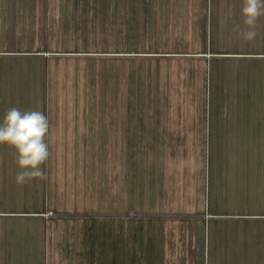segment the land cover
Returning a JSON list of instances; mask_svg holds the SVG:
<instances>
[{
  "label": "rangeland",
  "instance_id": "374dc122",
  "mask_svg": "<svg viewBox=\"0 0 264 264\" xmlns=\"http://www.w3.org/2000/svg\"><path fill=\"white\" fill-rule=\"evenodd\" d=\"M17 1L18 10L12 12L21 20L11 24L14 16H4L8 22H0L1 28L32 26L22 18L46 12L50 25L51 18H60L59 30L54 28L53 39L46 32L45 44L38 46H27L24 40L6 46L0 37V56L4 51L11 52L7 56H25L0 59L2 106L116 102L130 109L138 104L141 122L147 114H166L171 123L184 120V114L192 121L207 115L211 126L231 121L232 129L264 119L254 110L264 96L249 93V79L243 75L245 65L259 66L261 56L249 55L259 44L252 46L239 30L231 29V60L218 55L226 46L221 48L217 35L231 28H223V15L235 14L241 18L238 29L244 28V18L235 12L236 6L229 8V0H59V14L50 6L27 8L22 4L32 1ZM23 35L29 40L26 32ZM219 103L221 110L215 107ZM228 104L231 111L226 110ZM123 108L117 114L130 126L132 110ZM1 115L2 107L0 120ZM142 138L133 142L127 136L125 142L108 144V176L100 173V143L86 148L48 143L49 159L41 166L45 178L24 185L15 181L20 171L15 150L0 145L5 157L12 156L0 159L8 167L0 166V188L6 189L0 190V264H203L205 254L195 231L197 221L208 215V162L220 156L233 178L238 165L253 162L244 158L246 146L255 152L264 144L148 143ZM75 149L79 158L69 159ZM224 151H231V159L217 154ZM107 189L108 199L101 195ZM238 200L231 198L230 207L209 208L217 212L209 221L226 226L231 222V256L224 258L231 264L255 262L258 256H243L244 247L254 251L264 237L257 232L260 219L242 217L257 214L258 208L237 205Z\"/></svg>",
  "mask_w": 264,
  "mask_h": 264
},
{
  "label": "crops",
  "instance_id": "0c3cea01",
  "mask_svg": "<svg viewBox=\"0 0 264 264\" xmlns=\"http://www.w3.org/2000/svg\"><path fill=\"white\" fill-rule=\"evenodd\" d=\"M32 2L23 3L22 5L27 8L29 7H37L39 5L46 10L50 6L52 9H56V13L59 14V0H56L55 3L49 2H35V0H30ZM229 8L231 6H236V13H240V10L243 6V0H229ZM18 5L20 3L17 0H0V22H8L7 18H3L7 15H13L14 18L10 19L11 22H19L21 17L18 15V12H12V10L17 11ZM225 12V11H224ZM229 12V11H227ZM34 14V13H33ZM25 14H22V16ZM37 14L33 15L31 18L24 19L22 21L24 23H31L32 26H21L16 27L10 26L7 28L5 25L1 28L0 31L6 30V32L1 33L0 37L8 43L6 46H18L22 44V40L25 41V45L27 46H38L45 44L44 36H48L50 39H53V30L55 28L56 31L59 30V23L60 18L58 20H53L51 18V25L49 24V20L47 22V13L45 12L43 15L36 16ZM241 18H236V15L228 17V15H223V28L224 27H231L228 33H222L217 35V41L220 43L221 48L223 45L226 46V50L218 51V55H227L231 60V29L237 33L238 27L240 26L239 23ZM37 22L40 25H35ZM54 22H57V26L54 27ZM19 40L17 41L18 34ZM27 33V38H24V33ZM256 32L260 34L256 36V39L252 41L251 45L255 46L253 50L249 51V55H259L261 56L259 66H244L243 72L245 79H249V87H246L249 93H256L261 94L264 96V16H261L258 19ZM37 35V36H36ZM36 36V37H34ZM211 38H212V31H211ZM213 39V38H212ZM58 44V41L56 40ZM5 43H2L4 45ZM53 41H51V45ZM260 48V49H259ZM2 56L0 59H20L25 58V56H7L6 53H11L10 51L1 52ZM5 53V54H3ZM4 55V56H3ZM229 63V62H228ZM231 63V62H230ZM231 65V64H230ZM250 68V69H249ZM231 66H229L228 76H231ZM4 75V74H3ZM238 78V77H237ZM245 80V81H246ZM247 83V82H246ZM231 88V85L228 86V89ZM259 89V91H257ZM3 90V89H2ZM1 90V91H2ZM7 90H3V92ZM230 91V90H229ZM6 97V96H5ZM7 98V97H6ZM9 99V98H7ZM231 103V102H230ZM136 105V104H135ZM207 105V104H206ZM205 105V107H206ZM221 105L218 104L215 107H219L218 109L221 110ZM126 110H132L131 114V124L125 125L123 123V119H121V115L117 114V111H123L124 108ZM140 105H136L134 108V104L131 105V108H128L126 104H120L116 102H103V103H96V104H69L64 103L61 105H51L48 104L46 107L45 103L41 104H23L22 106L13 105L11 103L4 104L2 107V115L4 116L6 111L11 107H18L22 111H40L46 114V117L49 122V131L47 136L45 137V142L48 143H66L72 144L75 146L76 144H83L84 148H86L87 144L90 143H100V156L99 158L103 160L101 163V170L100 173L104 176H108V159L109 152H108V144L109 143H122L125 142L127 136L132 137L133 142H140L141 137L142 141H146L148 143H167V142H213V143H231V142H243L250 144H264V119H253L254 123L252 125H247L244 128L240 126V124L234 129L231 128V121H227L224 126L214 125L211 126V122H208L207 115L203 116L202 119L197 120H188L186 119L188 116L184 114V120L171 121L167 118L168 116L165 114L163 118L159 117V114H147V120L141 122V117H144L143 114L140 113ZM228 107L226 110L231 111V104L227 105ZM150 107V105H147ZM161 107V106H157ZM207 107H212L211 104ZM144 110V109H142ZM150 111L151 109H146ZM162 110V109H158ZM254 110L259 112V117L264 114V103H261V106L256 107ZM93 112V113H92ZM98 112V113H97ZM67 113V114H66ZM207 114V113H206ZM68 115V116H66ZM120 119H116L117 117ZM182 117V116H181ZM3 119V118H2ZM2 119L0 121H2ZM256 120V121H255ZM176 138V139H174ZM247 145V144H246ZM264 146V145H262ZM76 148V147H75ZM261 151L252 152L248 145L245 149V157L248 159H252L253 162L247 161L246 163L248 166H245V162L242 164V168L238 165V171L234 174L233 178H231V167L224 168L223 167V160L220 162V156H215V161L211 164L208 162V180L209 186L206 193V207H207V216H204L200 220L197 221L196 231H195V238L198 244V248L201 249V253L205 254V262L203 264H231V262H225L224 258L227 256H231V222L226 226L220 223H216L215 220L212 222L209 221L211 219V214L216 215V211H210L209 208L212 205L213 209L217 206L224 205L230 207L231 205V198L233 202L236 199H239L237 205L246 206L249 208H258V210H254L257 214H249L244 215V218H253L254 221L260 219V226L257 228V232H261L264 235V149H260ZM71 155H69V159H77L79 158L76 154V149L74 151H70ZM90 153V152H86ZM117 153V152H116ZM217 154H221L223 159H231V151H224V152H217ZM6 153L0 152V159L1 158H12V156L5 157ZM111 156V154H110ZM90 157V155H89ZM87 158V157H85ZM249 162V163H248ZM215 163L216 168H213V164ZM11 164V163H10ZM251 164L253 166H251ZM74 166H77L76 162L73 163ZM233 165V164H232ZM1 167L8 169L7 164H0ZM70 166V163H69ZM240 168L242 170H240ZM155 172V168H153ZM150 172V170H149ZM235 177V178H234ZM8 182V178H7ZM0 183H4V180L1 179ZM231 183H234L231 184ZM233 185V186H232ZM237 186V187H235ZM234 189V195L231 197V188ZM0 190L5 191L4 188H0ZM239 193H235L236 191ZM103 194V195H102ZM102 197L108 199V189L105 190V194L101 193ZM211 197L212 200H211ZM236 197V198H235ZM254 201H253V199ZM107 206V202L105 203ZM236 205V204H235ZM206 210V208H205ZM220 213V212H219ZM258 217V218H255ZM213 218V217H212ZM248 227V226H247ZM240 229H243V227ZM250 232L249 236V245L250 242H253L251 238V232L253 228H247ZM246 236L245 239L248 237ZM246 244V240L244 241ZM257 247H255L254 251H252L251 246H245L246 252L243 256H258V259L255 262H246L245 263H237V264H264V237L262 240H259L256 243ZM212 249V251H211ZM236 249V248H235ZM225 252V253H224ZM224 253V255H222ZM206 254H207V261H206ZM214 255V256H213ZM223 256V260H222ZM211 257V259H210ZM221 261H224L221 263ZM35 264V263H31ZM68 264V263H67ZM190 264V263H187Z\"/></svg>",
  "mask_w": 264,
  "mask_h": 264
},
{
  "label": "clouds",
  "instance_id": "9594fccd",
  "mask_svg": "<svg viewBox=\"0 0 264 264\" xmlns=\"http://www.w3.org/2000/svg\"><path fill=\"white\" fill-rule=\"evenodd\" d=\"M244 28L239 30L241 37L249 42L256 39L257 22L264 16V0H243L240 10ZM49 131L46 115L40 111H22L11 107L0 121V145H8L15 150L16 164L20 171L15 177L19 185L34 179H44L41 167L49 159V148L45 137Z\"/></svg>",
  "mask_w": 264,
  "mask_h": 264
}]
</instances>
